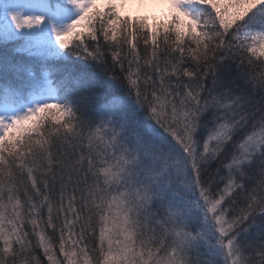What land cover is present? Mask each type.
<instances>
[{
    "label": "snow or ice",
    "instance_id": "1",
    "mask_svg": "<svg viewBox=\"0 0 264 264\" xmlns=\"http://www.w3.org/2000/svg\"><path fill=\"white\" fill-rule=\"evenodd\" d=\"M0 264H264V0H0Z\"/></svg>",
    "mask_w": 264,
    "mask_h": 264
},
{
    "label": "rangeland",
    "instance_id": "2",
    "mask_svg": "<svg viewBox=\"0 0 264 264\" xmlns=\"http://www.w3.org/2000/svg\"><path fill=\"white\" fill-rule=\"evenodd\" d=\"M166 10L165 9H161V8H156V9H151L149 10L146 14L149 15L150 19L151 17L155 16L157 18H164V14H165ZM152 20H149L150 23Z\"/></svg>",
    "mask_w": 264,
    "mask_h": 264
},
{
    "label": "trees",
    "instance_id": "3",
    "mask_svg": "<svg viewBox=\"0 0 264 264\" xmlns=\"http://www.w3.org/2000/svg\"><path fill=\"white\" fill-rule=\"evenodd\" d=\"M149 20H152V19H149ZM151 22H153V20H152ZM149 23H150V22H149ZM41 258L43 259L42 254H41Z\"/></svg>",
    "mask_w": 264,
    "mask_h": 264
}]
</instances>
